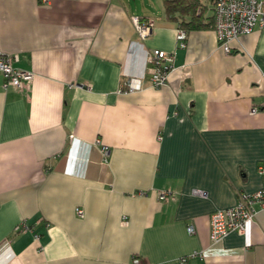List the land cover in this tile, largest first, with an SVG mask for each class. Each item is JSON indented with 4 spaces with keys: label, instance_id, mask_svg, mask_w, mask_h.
Wrapping results in <instances>:
<instances>
[{
    "label": "crops",
    "instance_id": "obj_1",
    "mask_svg": "<svg viewBox=\"0 0 264 264\" xmlns=\"http://www.w3.org/2000/svg\"><path fill=\"white\" fill-rule=\"evenodd\" d=\"M177 29L137 0H0V52L33 75L0 74V264H264V211L209 239L211 213L264 186V29L231 54ZM153 50L174 54L158 89Z\"/></svg>",
    "mask_w": 264,
    "mask_h": 264
},
{
    "label": "built area",
    "instance_id": "obj_2",
    "mask_svg": "<svg viewBox=\"0 0 264 264\" xmlns=\"http://www.w3.org/2000/svg\"><path fill=\"white\" fill-rule=\"evenodd\" d=\"M47 2L48 0H42ZM209 3L212 7L214 18L213 31L220 48L225 54H231L230 43L243 35H248L256 29H264V0H202ZM132 23L138 36L145 39L150 35L154 20L150 18L140 19L132 17ZM187 33L181 29L176 31V42L178 48H186ZM17 56L5 55L0 52V74L2 77V90L10 88L27 89L31 80L32 73L25 72L14 66ZM150 66V83L153 88H160L166 85L168 77L174 71V54L161 50H153L147 58ZM140 89L138 79L131 78L127 82V92H134ZM120 93L125 92L121 87ZM98 144V142H96ZM103 156L108 154V148L102 147ZM260 174L264 175V167H259ZM193 195L205 196L198 190L192 191ZM161 195L160 199H164ZM264 211V186L251 194H240L236 204L228 209L216 210L209 216V239L212 244L221 242L229 233L237 232L245 234L247 225L254 220L258 212ZM78 216H83V211L77 209ZM125 222V220H123ZM30 228L22 223L16 227V232L29 231ZM189 234L194 233L192 225L187 227ZM38 239V236H34ZM182 259V264L185 262ZM132 264H142L137 259Z\"/></svg>",
    "mask_w": 264,
    "mask_h": 264
},
{
    "label": "trees",
    "instance_id": "obj_3",
    "mask_svg": "<svg viewBox=\"0 0 264 264\" xmlns=\"http://www.w3.org/2000/svg\"><path fill=\"white\" fill-rule=\"evenodd\" d=\"M202 0H161L166 20L177 24L178 28L185 31H198L213 29L214 18L204 16L206 7ZM210 5L209 3H206ZM202 11L197 12L198 8ZM205 8V9H204Z\"/></svg>",
    "mask_w": 264,
    "mask_h": 264
},
{
    "label": "rangeland",
    "instance_id": "obj_4",
    "mask_svg": "<svg viewBox=\"0 0 264 264\" xmlns=\"http://www.w3.org/2000/svg\"><path fill=\"white\" fill-rule=\"evenodd\" d=\"M202 4L205 5L206 10L204 11V16H212V7L210 5H207L205 2L201 1ZM138 6L141 8H146L153 14H157L162 16L163 11L160 5V0H137ZM151 7V8H150ZM205 9V8H204ZM202 11V9L199 7L197 12Z\"/></svg>",
    "mask_w": 264,
    "mask_h": 264
}]
</instances>
